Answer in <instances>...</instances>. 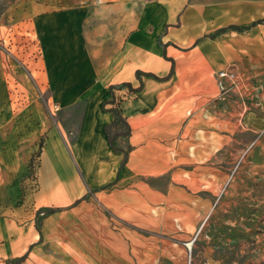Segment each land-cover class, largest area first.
Returning <instances> with one entry per match:
<instances>
[{
	"label": "crops",
	"instance_id": "crops-1",
	"mask_svg": "<svg viewBox=\"0 0 264 264\" xmlns=\"http://www.w3.org/2000/svg\"><path fill=\"white\" fill-rule=\"evenodd\" d=\"M240 5L232 0H13L0 22V211L14 200L12 180L26 172L38 142L36 199L53 206L41 209H59L48 217L112 186L123 170L158 174L167 157H180L183 148L186 156L196 155L201 135L222 139L237 131H260L264 105L226 102L236 90L229 92L232 81L218 73L230 70L228 61L245 60L240 51L247 53L250 66L260 68L264 24L208 36L264 19L254 12L246 13L249 19L237 15ZM236 38L246 44H233ZM25 39H33L38 51L23 81L14 62L19 60L15 49ZM120 83L137 90L109 91ZM109 99L112 104L103 107ZM221 102L226 108L212 109ZM204 103L212 104L211 123L203 120ZM111 105L119 107L129 128L127 139L116 143L132 147L120 171L123 154L110 147L104 130L115 119L105 110ZM73 110L79 113L73 116ZM66 114L76 120L74 135L62 128L70 119ZM54 115L59 119L50 121ZM208 124L216 128L206 130ZM0 220V264H22L8 260L38 248L42 234L27 228L14 235V221ZM12 236L20 238L13 253L5 247Z\"/></svg>",
	"mask_w": 264,
	"mask_h": 264
},
{
	"label": "rangeland",
	"instance_id": "rangeland-1",
	"mask_svg": "<svg viewBox=\"0 0 264 264\" xmlns=\"http://www.w3.org/2000/svg\"><path fill=\"white\" fill-rule=\"evenodd\" d=\"M12 1L0 0V22ZM232 2L241 4L236 9L239 16L248 17L250 12L264 16V0ZM259 33L264 56V27ZM244 41L231 40L239 45ZM19 45L15 49L19 60L14 63L25 81L38 49L33 39ZM246 54L240 51L245 60L225 65L236 74L228 87L235 94L227 96L226 102L255 100L264 105V58L260 68H254ZM241 90L252 97L247 99ZM211 105L202 104L203 120L209 123L215 119L209 115ZM221 107H225L222 102L212 109ZM261 112L264 118V106ZM73 116L66 114L70 119L62 125L71 135L77 127ZM51 117L53 122L59 119L58 115ZM237 120L241 128L240 117ZM208 125L206 130L216 128ZM228 137L201 135L196 155L186 156L183 148L180 157H167L164 171L158 174L123 170L112 186L90 192L74 208L69 202L66 210L48 217L39 211L53 206H43L36 199L42 145L38 142L26 172L12 180L14 200L7 201L0 219L14 221V235L27 228L42 234L41 245L31 249L22 264H264V120L260 131L242 130ZM77 182L82 187L79 178ZM19 239L12 236L5 247L10 252L18 250Z\"/></svg>",
	"mask_w": 264,
	"mask_h": 264
},
{
	"label": "trees",
	"instance_id": "trees-1",
	"mask_svg": "<svg viewBox=\"0 0 264 264\" xmlns=\"http://www.w3.org/2000/svg\"><path fill=\"white\" fill-rule=\"evenodd\" d=\"M256 24H264V19L256 20L247 26L229 25L228 27L217 30L213 35H208V36L213 37V36H215V34H217L219 32H223L227 29H231V30H234L237 32H243V31H247L248 29L252 28ZM158 45L161 48L164 47V45L160 42L159 39H158ZM139 74L140 73H137V76H139ZM147 75L153 76L154 78H157V79L159 78V77H156L155 75H152V74H147ZM125 87H127L129 90H132V91L137 90V89H133L129 83H120V84H116V85H111L109 87V91L111 92L112 89H122ZM106 104H112V99L106 100L103 103V107L106 106ZM105 110L111 112L115 117L114 120H112L109 124H107L105 126L104 130H105V134L107 136V140H108L110 147L114 151H119L123 154V158H122V161H121L120 167H119V171H120L123 168L124 164L126 163L128 153L132 150V147L127 143H125L122 147H120L117 145L116 139L119 137L127 139L128 135H129V128H128V125L126 123L125 118L121 115V112H120L118 106L111 105L110 107L105 108ZM39 147H40V145H39ZM36 156H38V155H36ZM31 158H33V157H31ZM31 163H33V161H31ZM117 177H118V173H117ZM87 196L88 195L85 194L80 199L75 200L73 202V205H76L80 200L86 199ZM57 210H59V209L47 208V209H43L42 211H39V212L40 213L43 212L44 214L48 215V214L55 212ZM24 257H25V255H23L22 257H20L18 259L8 260V262L9 263H16V262L21 261Z\"/></svg>",
	"mask_w": 264,
	"mask_h": 264
},
{
	"label": "built area",
	"instance_id": "built-area-1",
	"mask_svg": "<svg viewBox=\"0 0 264 264\" xmlns=\"http://www.w3.org/2000/svg\"><path fill=\"white\" fill-rule=\"evenodd\" d=\"M219 77L221 78H227L230 81L234 82L236 78V74L230 69V70H222L218 73Z\"/></svg>",
	"mask_w": 264,
	"mask_h": 264
},
{
	"label": "bare ground",
	"instance_id": "bare-ground-1",
	"mask_svg": "<svg viewBox=\"0 0 264 264\" xmlns=\"http://www.w3.org/2000/svg\"><path fill=\"white\" fill-rule=\"evenodd\" d=\"M189 244V243H188ZM189 249V248H188Z\"/></svg>",
	"mask_w": 264,
	"mask_h": 264
}]
</instances>
